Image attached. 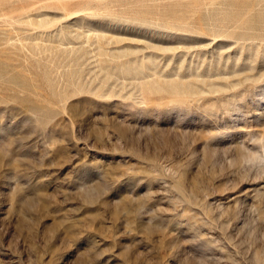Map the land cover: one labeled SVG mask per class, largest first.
<instances>
[{"label": "rangeland", "instance_id": "obj_1", "mask_svg": "<svg viewBox=\"0 0 264 264\" xmlns=\"http://www.w3.org/2000/svg\"><path fill=\"white\" fill-rule=\"evenodd\" d=\"M0 264H264V0H0Z\"/></svg>", "mask_w": 264, "mask_h": 264}]
</instances>
